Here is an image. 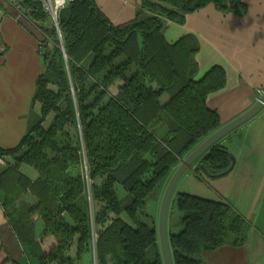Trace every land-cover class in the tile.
<instances>
[{
    "label": "trees",
    "instance_id": "obj_1",
    "mask_svg": "<svg viewBox=\"0 0 264 264\" xmlns=\"http://www.w3.org/2000/svg\"><path fill=\"white\" fill-rule=\"evenodd\" d=\"M22 4L47 37L40 54L48 70L36 82L39 114L17 146L0 148V200L20 244L38 264H90L92 251L95 264H164L149 205L161 204L181 161L223 126L207 99L227 83L219 65L198 78L197 38L170 43L164 28L209 4L242 16L246 0H140L136 18L119 25L96 0H75L60 12L62 42L40 1ZM222 140L193 164L200 181L201 164L211 175L231 166ZM24 164L38 175L24 173ZM176 197L174 264H203L191 257L247 242L251 224L224 198ZM170 214L174 220L172 207ZM48 236L55 243L45 250Z\"/></svg>",
    "mask_w": 264,
    "mask_h": 264
},
{
    "label": "crops",
    "instance_id": "obj_2",
    "mask_svg": "<svg viewBox=\"0 0 264 264\" xmlns=\"http://www.w3.org/2000/svg\"><path fill=\"white\" fill-rule=\"evenodd\" d=\"M96 1L116 25L134 20L140 4V0ZM246 2L248 10L242 16L209 4L188 14L184 23L170 21L164 28L170 43L189 34L197 38L198 78L215 65L225 69L226 85L207 99L219 112L222 125L250 109L264 93V0ZM43 38L29 16L0 0V41L5 45L0 53V148L17 146L27 132L31 113L40 112V104L33 100L37 79L46 66L40 54ZM236 130L221 142L235 157L233 169L216 179L204 176L202 183L206 192L227 200L252 229L244 245L206 252V264H264V108ZM39 223L38 236L43 228ZM0 264H38L20 244L1 200Z\"/></svg>",
    "mask_w": 264,
    "mask_h": 264
},
{
    "label": "water",
    "instance_id": "obj_3",
    "mask_svg": "<svg viewBox=\"0 0 264 264\" xmlns=\"http://www.w3.org/2000/svg\"><path fill=\"white\" fill-rule=\"evenodd\" d=\"M31 1L36 2L37 0H31ZM47 70H48V64H46L45 66V72ZM263 108H264V93L261 96V98L250 109H248L247 111H245L244 113H242L241 115L230 121L229 123L223 125L217 131H215L213 134L207 137L198 147H196L185 159L181 161V164L178 166V168L171 176L161 200L159 216H158V228H157L164 264H174L172 250L169 241L168 217H169V211L172 203L173 194L180 179L188 169L192 168L193 164L200 157H202V155L207 150H209L212 146H214L216 143H218L228 134L238 129L240 126H242L250 119L255 117L261 110H263ZM229 153L232 157V164L227 170L219 174L211 175L207 172V169L205 168L204 164H201V168L203 169L205 174L211 178H218L228 174L235 165V157L230 151ZM172 209L175 214L174 225H179L181 223V214L178 209L177 197L174 199L172 203ZM191 258L200 259L203 262V264H206V259L202 256H193Z\"/></svg>",
    "mask_w": 264,
    "mask_h": 264
},
{
    "label": "rangeland",
    "instance_id": "obj_4",
    "mask_svg": "<svg viewBox=\"0 0 264 264\" xmlns=\"http://www.w3.org/2000/svg\"><path fill=\"white\" fill-rule=\"evenodd\" d=\"M29 12H30V10H29ZM29 12H28V14L31 16V14ZM32 21H33L34 25L37 26V21H35V19H32ZM48 24H49V22H48ZM57 35H58V38L60 39V41L62 42V37H60L58 33H57ZM45 38H47V37L44 35V38L43 39H45ZM0 44L3 45V46H5L2 41H0ZM61 48H62V45H61ZM111 92L112 93L117 92V84H115V85H113L111 87ZM169 98H170V94L168 92H166L162 96V100L163 101H167ZM33 103H34V100H33ZM37 107H36V109H37ZM37 114L38 113H36V112H32L31 113V117H34ZM53 118H54V113H52L46 119V121L44 122V126L46 128L50 127V125L52 124ZM0 160H1L0 161V165H4V162L6 161V159H4V160L3 159H0ZM193 168H195V166H193L192 168L188 169L184 173V175L182 176V178L180 179V181H179V183H178V185H177V187L175 189V192L173 194L172 202H173V199H175V197H176V193H178V192H188V193L200 195V196H203V197L214 198V196L210 192H206V190H205V188H206L205 186L206 185L204 183H202V181H200L199 179H197L196 175L194 173H192V169ZM21 170L24 173H26L27 175H29V176L31 175L32 177H36L38 175V172L36 171V169H34L32 166L27 165V164H24L22 166ZM203 174H204V176H207L204 172H203ZM171 207H172V203H171ZM171 207H170V210H171ZM159 209H160V202L159 203L158 202H154V203H151L149 205L150 212L155 215L156 227L157 228H158V221L157 220H158V216H159ZM125 219H128L129 220V218L126 215H125ZM36 222L39 223V222H42V221L40 219H38ZM36 227H37V225H36ZM181 229H182V225H180V224L179 225H174L173 216H171L170 211H169V217H168V233L169 234H175V233H178L179 231H181ZM49 237H52V239H49V238L46 237L44 239L43 243H42L43 247L44 248H47L48 250L54 244L53 242H55V238L53 236H49ZM95 260H96L95 259V251L94 252L92 251L91 254H90V264H95V262H96Z\"/></svg>",
    "mask_w": 264,
    "mask_h": 264
},
{
    "label": "built area",
    "instance_id": "obj_5",
    "mask_svg": "<svg viewBox=\"0 0 264 264\" xmlns=\"http://www.w3.org/2000/svg\"><path fill=\"white\" fill-rule=\"evenodd\" d=\"M14 6L21 15L28 16L29 10L24 7L21 0H3ZM40 1L43 11L46 14V20L55 28L56 32L62 37L60 30V12L70 3L75 0H70V3L65 4V0H38ZM30 13V12H29ZM5 50V46L0 44V53ZM1 161V160H0Z\"/></svg>",
    "mask_w": 264,
    "mask_h": 264
},
{
    "label": "clouds",
    "instance_id": "obj_6",
    "mask_svg": "<svg viewBox=\"0 0 264 264\" xmlns=\"http://www.w3.org/2000/svg\"><path fill=\"white\" fill-rule=\"evenodd\" d=\"M68 3H70V0H65V4H68Z\"/></svg>",
    "mask_w": 264,
    "mask_h": 264
}]
</instances>
